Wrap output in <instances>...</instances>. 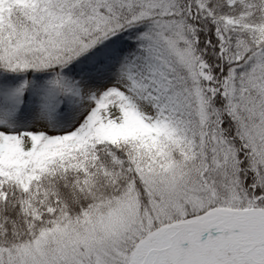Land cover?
<instances>
[{
	"label": "snow or ice",
	"instance_id": "snow-or-ice-1",
	"mask_svg": "<svg viewBox=\"0 0 264 264\" xmlns=\"http://www.w3.org/2000/svg\"><path fill=\"white\" fill-rule=\"evenodd\" d=\"M0 264H264V0H0Z\"/></svg>",
	"mask_w": 264,
	"mask_h": 264
}]
</instances>
